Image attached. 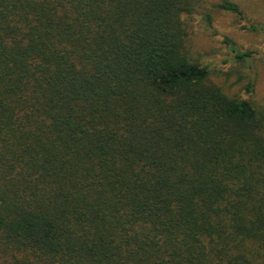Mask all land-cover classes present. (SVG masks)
<instances>
[{
    "label": "trees",
    "instance_id": "16d2710c",
    "mask_svg": "<svg viewBox=\"0 0 264 264\" xmlns=\"http://www.w3.org/2000/svg\"><path fill=\"white\" fill-rule=\"evenodd\" d=\"M202 1L0 0V264H264V112L192 58Z\"/></svg>",
    "mask_w": 264,
    "mask_h": 264
},
{
    "label": "rangeland",
    "instance_id": "374dc122",
    "mask_svg": "<svg viewBox=\"0 0 264 264\" xmlns=\"http://www.w3.org/2000/svg\"><path fill=\"white\" fill-rule=\"evenodd\" d=\"M220 0H203L188 22V47L192 58L210 68V79L229 96L249 99L264 112V0H231L240 6L243 19L213 7ZM212 18L210 22L205 15ZM255 24L252 30L241 25ZM251 52L250 58L237 61L228 44ZM249 87V89H247Z\"/></svg>",
    "mask_w": 264,
    "mask_h": 264
}]
</instances>
